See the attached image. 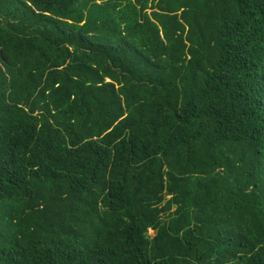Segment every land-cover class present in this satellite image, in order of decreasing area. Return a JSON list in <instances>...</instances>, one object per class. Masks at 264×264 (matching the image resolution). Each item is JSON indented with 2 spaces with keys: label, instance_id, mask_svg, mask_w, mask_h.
<instances>
[{
  "label": "trees",
  "instance_id": "trees-1",
  "mask_svg": "<svg viewBox=\"0 0 264 264\" xmlns=\"http://www.w3.org/2000/svg\"><path fill=\"white\" fill-rule=\"evenodd\" d=\"M0 264H264V0H0Z\"/></svg>",
  "mask_w": 264,
  "mask_h": 264
},
{
  "label": "rangeland",
  "instance_id": "rangeland-1",
  "mask_svg": "<svg viewBox=\"0 0 264 264\" xmlns=\"http://www.w3.org/2000/svg\"><path fill=\"white\" fill-rule=\"evenodd\" d=\"M148 235L152 237V236H154V235H155V232H153V231H150V232L148 233Z\"/></svg>",
  "mask_w": 264,
  "mask_h": 264
},
{
  "label": "clouds",
  "instance_id": "clouds-1",
  "mask_svg": "<svg viewBox=\"0 0 264 264\" xmlns=\"http://www.w3.org/2000/svg\"><path fill=\"white\" fill-rule=\"evenodd\" d=\"M150 231H152V230H150ZM150 231H149V232H150ZM153 232H154V231H153Z\"/></svg>",
  "mask_w": 264,
  "mask_h": 264
},
{
  "label": "water",
  "instance_id": "water-1",
  "mask_svg": "<svg viewBox=\"0 0 264 264\" xmlns=\"http://www.w3.org/2000/svg\"><path fill=\"white\" fill-rule=\"evenodd\" d=\"M2 55V54H1Z\"/></svg>",
  "mask_w": 264,
  "mask_h": 264
}]
</instances>
